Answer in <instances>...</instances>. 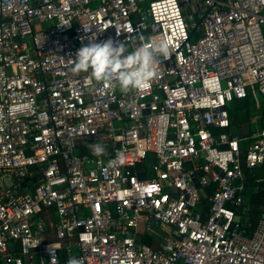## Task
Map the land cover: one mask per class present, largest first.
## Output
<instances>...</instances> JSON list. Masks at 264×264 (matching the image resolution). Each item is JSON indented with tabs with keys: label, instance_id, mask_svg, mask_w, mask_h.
I'll return each mask as SVG.
<instances>
[{
	"label": "built area",
	"instance_id": "1",
	"mask_svg": "<svg viewBox=\"0 0 264 264\" xmlns=\"http://www.w3.org/2000/svg\"><path fill=\"white\" fill-rule=\"evenodd\" d=\"M92 35L171 54L122 93L72 73ZM248 87L264 0H0V264H264V217L232 208L264 161V128L227 131Z\"/></svg>",
	"mask_w": 264,
	"mask_h": 264
},
{
	"label": "clouds",
	"instance_id": "2",
	"mask_svg": "<svg viewBox=\"0 0 264 264\" xmlns=\"http://www.w3.org/2000/svg\"><path fill=\"white\" fill-rule=\"evenodd\" d=\"M69 23H62L67 25ZM85 33L90 27L83 26ZM120 33L117 31V36ZM94 35L88 37L89 43L82 46L76 52L75 60H69L72 64L71 71L74 75L80 73L89 74L90 81L110 87H118L122 93L132 90H141L158 77L157 64L159 57H168L171 54V46L166 37L152 39L150 44L141 43L131 51L125 42L108 39L97 43ZM93 155H100L104 149L102 145L92 146ZM52 259H55V250H50ZM68 264H79L72 258Z\"/></svg>",
	"mask_w": 264,
	"mask_h": 264
},
{
	"label": "trees",
	"instance_id": "3",
	"mask_svg": "<svg viewBox=\"0 0 264 264\" xmlns=\"http://www.w3.org/2000/svg\"><path fill=\"white\" fill-rule=\"evenodd\" d=\"M191 34L196 36L197 33L192 31ZM227 111L230 123L227 131L231 134H245L247 137L256 129L264 128V97L250 87L247 88L245 97L233 98L227 104ZM235 114H239L241 120L237 121ZM233 127H237V130H233ZM243 180L245 189L241 195L249 209L244 212V205H232V208L239 221L250 230L258 219L264 217V161L253 169L244 168ZM54 219L56 218L53 216ZM144 241L149 242L150 238L145 237Z\"/></svg>",
	"mask_w": 264,
	"mask_h": 264
},
{
	"label": "crops",
	"instance_id": "4",
	"mask_svg": "<svg viewBox=\"0 0 264 264\" xmlns=\"http://www.w3.org/2000/svg\"><path fill=\"white\" fill-rule=\"evenodd\" d=\"M231 132H234V131H231ZM247 136V135H246ZM242 138H241V140H240V145H241V147H245L247 144H248V142H249V138H248V136L247 137H245V134H243L242 136H241ZM244 201V200H243ZM243 205L244 206H246V205H248V204H245V202H243ZM249 206V205H248Z\"/></svg>",
	"mask_w": 264,
	"mask_h": 264
},
{
	"label": "rangeland",
	"instance_id": "5",
	"mask_svg": "<svg viewBox=\"0 0 264 264\" xmlns=\"http://www.w3.org/2000/svg\"><path fill=\"white\" fill-rule=\"evenodd\" d=\"M238 115H239V114H235V117L237 118V121H238V120H241V119L239 118V116H238ZM232 129H233V130H237V127H236V128H235V127H233Z\"/></svg>",
	"mask_w": 264,
	"mask_h": 264
}]
</instances>
